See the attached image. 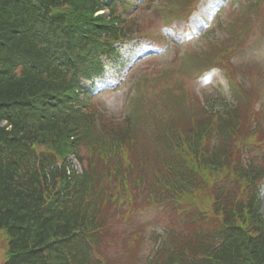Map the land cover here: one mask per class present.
Returning <instances> with one entry per match:
<instances>
[{"label":"trees","instance_id":"trees-1","mask_svg":"<svg viewBox=\"0 0 264 264\" xmlns=\"http://www.w3.org/2000/svg\"><path fill=\"white\" fill-rule=\"evenodd\" d=\"M196 1L0 0V264H100L118 209L159 205L181 213L141 264H264V127L255 95L241 86L235 102L174 112L184 105L180 93L142 90L148 74L120 117L92 104L119 45L150 35L133 8L148 3L181 18ZM243 1L227 34H206V47L182 62L217 65L240 48L264 13V0ZM187 70L182 64L178 77ZM69 155L80 174H68Z\"/></svg>","mask_w":264,"mask_h":264},{"label":"rangeland","instance_id":"rangeland-1","mask_svg":"<svg viewBox=\"0 0 264 264\" xmlns=\"http://www.w3.org/2000/svg\"><path fill=\"white\" fill-rule=\"evenodd\" d=\"M242 1L199 0L189 20L174 19L170 23L164 22L162 14L148 7V3L133 8L131 12L135 21L147 27L150 35H141L139 37L143 39L122 45L118 62L109 63L105 78L96 85L91 98L93 106L97 105L102 111L120 117L128 108L135 82L141 75L150 74L144 76L149 79L141 86L142 90L157 91L170 85L180 93L181 103L184 104L175 108L174 112H191L201 100L215 105L220 104L221 100L235 102L234 94L237 92L232 87L234 80L239 88L244 86L250 95H255L253 107L260 109L263 117L258 122H263L261 126L264 127V13L251 24L241 47L229 48V52L221 57L222 63H217L212 70L204 69L211 66L205 60L204 65L195 60L182 62L189 61L192 52L200 46L206 47L204 33L209 37L227 34L225 25L231 21L232 11ZM151 35H156V38L152 39ZM182 64L188 70L178 77ZM161 69H169L173 75L164 80L157 75ZM154 101H158V97ZM158 105L161 107V104ZM253 153L260 155L262 151L254 148ZM259 195L260 212L264 218V184ZM180 213L170 205L147 206L127 210V213L121 207L116 212L111 231L101 243V254L98 252L100 264H141L142 255H148L155 248L156 234L165 225L174 222ZM6 242V234L0 230V263Z\"/></svg>","mask_w":264,"mask_h":264}]
</instances>
